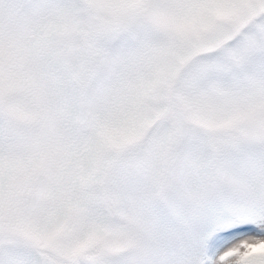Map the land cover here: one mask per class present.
I'll return each instance as SVG.
<instances>
[{
    "label": "snow or ice",
    "instance_id": "1",
    "mask_svg": "<svg viewBox=\"0 0 264 264\" xmlns=\"http://www.w3.org/2000/svg\"><path fill=\"white\" fill-rule=\"evenodd\" d=\"M0 264H264V0H0Z\"/></svg>",
    "mask_w": 264,
    "mask_h": 264
}]
</instances>
